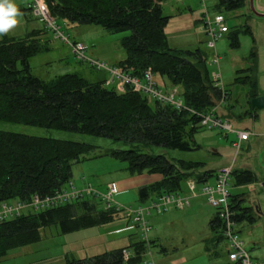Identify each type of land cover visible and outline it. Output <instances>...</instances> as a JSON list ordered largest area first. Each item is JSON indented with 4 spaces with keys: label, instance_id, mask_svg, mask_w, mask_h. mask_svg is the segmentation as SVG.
I'll return each instance as SVG.
<instances>
[{
    "label": "trees",
    "instance_id": "16d2710c",
    "mask_svg": "<svg viewBox=\"0 0 264 264\" xmlns=\"http://www.w3.org/2000/svg\"><path fill=\"white\" fill-rule=\"evenodd\" d=\"M44 1L56 20L70 25L98 26L111 34L129 33L121 40L125 58L112 66L136 77L150 68L156 77L167 80L169 86L182 89L183 102L190 110L198 114L214 111L221 92L214 87L203 54L199 50L191 52L168 46L164 30L169 17L163 14L161 4L170 0ZM245 2L217 0L214 12L236 11L244 8ZM18 10L30 12L28 7ZM47 32L43 28L23 37L1 36L0 121L103 138L129 146L127 150L111 149L107 155L124 162L125 172L130 176L160 177L159 181L138 189L137 198L142 204L165 194L180 193L182 183L188 180L200 185L212 176V172H204L194 177L200 163L169 160L141 151L149 147L183 153L196 150L194 135L202 129L196 115L155 101L150 104L146 96L130 89L123 94L116 93L105 86V77L90 82L75 73L49 81L33 76L29 61L47 50V44L40 38ZM241 33L239 29L228 31L231 48L239 47ZM253 51L249 55L252 63L256 58ZM254 70L255 66L249 69ZM253 74L254 79L235 80L237 84L249 86L250 100L259 97ZM159 84L167 88L164 83ZM225 91L226 104L229 93ZM254 111L250 108L244 114L254 117ZM94 149L85 143L0 131V204L29 202L35 195L47 197L65 189L72 183V166ZM231 181L236 187H244L256 183L257 179L249 170L233 169ZM230 197L237 224H254L258 217L251 207H243V195L230 194ZM118 216L88 197L38 212L25 211L0 223V258L10 249L38 241L42 228L58 225L65 235L108 224ZM208 227L212 236L205 241V251L211 257H218L217 247L224 243V238L216 213ZM154 246L155 242L149 241L146 245L139 239L128 248L85 259H66L63 264H141L148 249ZM123 251L130 253L127 259Z\"/></svg>",
    "mask_w": 264,
    "mask_h": 264
},
{
    "label": "rangeland",
    "instance_id": "374dc122",
    "mask_svg": "<svg viewBox=\"0 0 264 264\" xmlns=\"http://www.w3.org/2000/svg\"><path fill=\"white\" fill-rule=\"evenodd\" d=\"M203 1L207 11L211 14L215 13L214 5L217 0ZM14 3L17 8H27L29 2L14 0ZM162 12L169 17L164 30L168 46L191 52L199 50L206 61L210 76L215 72L220 73L221 82L229 93V100L222 107L226 108L225 111L230 117H222L231 124L234 130L250 132V147L243 143L236 154L233 147V142L236 140L234 134L225 136L216 130L202 128L194 135V142L198 148L192 152L183 153L160 147L143 148L141 151L150 155H162L169 160L200 163L201 166L193 173L194 177L220 166L228 152L231 164L234 160V169L243 170L242 164H249L257 182L249 186L236 187L230 181L229 193L233 196L242 194L243 207H251L254 216L258 217L252 225L241 222L237 230L239 239L251 258L254 261L264 262V190L262 188L264 136L259 134V137L254 136L260 129L264 131V108L255 110L254 117L246 116L244 113L250 110L252 101L249 98L250 88L235 82L238 78L254 79L253 72H255L257 93L264 100V17L259 16L264 15L262 13L264 12V0H246L244 8L221 13L226 19L229 30L239 29L242 32L238 36V48L230 47L228 34L216 42L215 49L208 46V37L199 26V20L204 12L202 0H170L163 4ZM20 13L18 25L6 34L7 36L23 37L31 31L43 29L42 24L31 12ZM56 24L71 40L81 42L86 46L85 56L87 58L100 60L108 65L117 64L125 58L121 40L129 33L111 34L98 26L70 25L61 20H56ZM40 38L47 44V50L29 61L31 73L36 78L49 81L56 76L73 73L90 82H97L102 77L107 78L105 72H98L76 60L70 49L56 40L52 33H43ZM252 51L256 54L254 63L249 57ZM215 54L219 58L218 65L211 63ZM253 66L255 70L250 72L249 69ZM156 78L157 82L169 87L167 80ZM149 103L152 104L153 101L149 99ZM0 131L94 146L93 151L82 156L80 163L72 166L71 182L73 184L83 177L87 183L103 192L109 182L115 183L117 179L132 177L125 172L124 162L107 155V151L111 149L127 150L130 148L122 143L3 121H0ZM181 193H188L186 182L181 185ZM115 200L121 205L133 208L143 205L138 201L136 193L132 192L125 196H117ZM215 213L216 211L208 206L205 199L200 196L199 200L191 199L190 205L185 209L177 210L171 207L166 213L151 214L148 217L151 227L148 237L150 241H157H155L156 246L151 247L141 264H229L224 243L217 247L220 251L218 257H211L205 251V241L212 236L208 223ZM125 223L126 220L118 216L108 224L65 235L61 234L58 225H51L39 231L38 241L8 250L0 258V264H63L66 259H85L116 249L128 248L140 239V233L136 229L133 237H128L129 233L114 232Z\"/></svg>",
    "mask_w": 264,
    "mask_h": 264
},
{
    "label": "built area",
    "instance_id": "2783aa9c",
    "mask_svg": "<svg viewBox=\"0 0 264 264\" xmlns=\"http://www.w3.org/2000/svg\"><path fill=\"white\" fill-rule=\"evenodd\" d=\"M26 1L29 2L27 7L30 9L31 14L42 24L44 29L53 34L56 40L65 44L70 49L76 60L86 63L96 71L106 73L105 86L107 88L119 94H123L127 89H130L132 92L140 93L161 105L170 106L176 111H187L196 115L200 119V126L202 128L216 130L225 136L234 134L236 140L233 142V147L236 154L241 148V143L250 138V132L234 130L231 124L216 112V108H221L227 99V93L221 82L219 72L213 73L211 79L214 87L220 90L221 99L216 104L214 111L198 114L185 106L180 87L169 86L168 88H164L157 82L156 76L150 68L146 69L141 77H136L120 71L116 66L108 65L100 60L87 58L85 56L86 46L81 42L71 40L69 36L60 30V27L56 24V19L51 16L44 0ZM202 6L204 12L199 20L200 26L206 37H208V46L215 49L216 42L228 33L229 28L222 14L209 13L203 0ZM218 61L219 58L215 54L211 59V63L218 65ZM233 169V163L230 166L218 169L214 175L212 184L202 183L198 185L194 180H188L186 182L187 194H182L181 192L178 194H165L160 198L149 200L146 204L135 208L121 205L115 200L119 191L113 182L108 183L103 192L94 188L89 183L82 187H76L73 183H70L67 188L56 191L51 196L41 197L35 195L29 202H5L0 204V223L18 217L28 210L38 212L88 197L98 200L104 210H112L127 222H130L140 233L141 241L148 245L150 241L148 233L151 231L148 217L153 213H166L171 207L177 210L185 209L190 205V200L198 194L205 199L208 206L216 211L217 216L221 220L227 262L229 264H264L262 261H254L251 258L238 236V224L235 220V212L232 209L229 193ZM197 189H199V192H197ZM129 254L128 251H123L125 259L129 257Z\"/></svg>",
    "mask_w": 264,
    "mask_h": 264
},
{
    "label": "crops",
    "instance_id": "0c3cea01",
    "mask_svg": "<svg viewBox=\"0 0 264 264\" xmlns=\"http://www.w3.org/2000/svg\"><path fill=\"white\" fill-rule=\"evenodd\" d=\"M163 4H161L162 11H163ZM262 13H264V12H262ZM225 109L226 108H224V107L216 108V112L217 113L219 112L220 115L223 116L224 118L225 117H230L229 114L225 111ZM258 134L260 136H264V131L260 129V131H258V133H255L254 136H256V137L258 136L259 137ZM250 140H251V136H250V138L247 141L242 142L241 145L243 143H246V145L248 147H250V143H249ZM213 151L215 153H217L216 150H213ZM229 157H230V154L228 152V153L225 154V159L221 163L220 166L216 167L214 170L205 171V172H212V176L210 178H208L205 183H212L214 181V175H215V173H216V171L218 169H220L221 167H225V166H230L231 165V162H230ZM233 162H234V160H233ZM242 165H243L242 166L243 167L242 168L243 170H249V171L253 172L251 170V166L249 164L248 165L242 164ZM210 179H212V181ZM159 180H160V177L159 176H156V175H147V174H142V175L132 176V177H123L122 179H117V180H115V184H116V186L118 188V191H119L118 197L125 196L126 194L131 193V192L134 193V194L136 193V195H137L138 189L140 187L145 186V185H148V184H152V183L157 182ZM109 183H111V182H109ZM85 184H87V182H86V180H84L83 177L79 178V180H77V182L74 183V185L76 187H82ZM183 194H187V193H183ZM199 199H200V196L198 194H196V196L194 198H192V200H194V201L199 200ZM135 230L136 229L131 225V223H128L126 221L125 225H123L120 228L115 229L114 232H117V233H120V234L121 233H129L128 234V237H133L134 233L136 232ZM155 241H157V240H155ZM155 241H151V242H155Z\"/></svg>",
    "mask_w": 264,
    "mask_h": 264
},
{
    "label": "clouds",
    "instance_id": "9594fccd",
    "mask_svg": "<svg viewBox=\"0 0 264 264\" xmlns=\"http://www.w3.org/2000/svg\"><path fill=\"white\" fill-rule=\"evenodd\" d=\"M20 15L14 0H0V36L16 28Z\"/></svg>",
    "mask_w": 264,
    "mask_h": 264
},
{
    "label": "water",
    "instance_id": "95a60500",
    "mask_svg": "<svg viewBox=\"0 0 264 264\" xmlns=\"http://www.w3.org/2000/svg\"><path fill=\"white\" fill-rule=\"evenodd\" d=\"M259 16L264 17V15H259ZM263 107H264V100L262 97H257V98L252 99V101H251V109L252 110L258 111V110L263 109ZM262 188L264 190V182L262 184Z\"/></svg>",
    "mask_w": 264,
    "mask_h": 264
}]
</instances>
